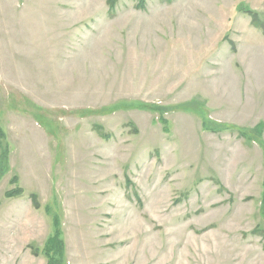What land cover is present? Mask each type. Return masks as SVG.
Segmentation results:
<instances>
[{
    "label": "rangeland",
    "instance_id": "rangeland-1",
    "mask_svg": "<svg viewBox=\"0 0 264 264\" xmlns=\"http://www.w3.org/2000/svg\"><path fill=\"white\" fill-rule=\"evenodd\" d=\"M0 168V264H264V0H0Z\"/></svg>",
    "mask_w": 264,
    "mask_h": 264
},
{
    "label": "trees",
    "instance_id": "trees-1",
    "mask_svg": "<svg viewBox=\"0 0 264 264\" xmlns=\"http://www.w3.org/2000/svg\"><path fill=\"white\" fill-rule=\"evenodd\" d=\"M7 148L2 150L3 159L6 158ZM4 171L0 168V175ZM22 192L21 187L15 186L5 192L6 197H15ZM45 244L41 248V253L46 257V264H63L64 246L62 239L59 237V231L56 230L51 236L45 240Z\"/></svg>",
    "mask_w": 264,
    "mask_h": 264
}]
</instances>
